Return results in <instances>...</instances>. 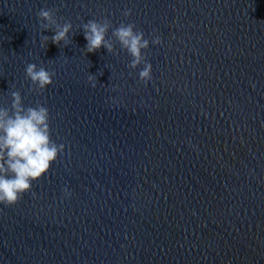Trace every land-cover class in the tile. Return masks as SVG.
I'll use <instances>...</instances> for the list:
<instances>
[{
  "label": "water",
  "instance_id": "water-1",
  "mask_svg": "<svg viewBox=\"0 0 264 264\" xmlns=\"http://www.w3.org/2000/svg\"><path fill=\"white\" fill-rule=\"evenodd\" d=\"M146 0H0V108L10 109L12 91L24 106L43 104L50 113L52 139L63 154L14 206L0 205V264H84L105 156L109 129L128 59L117 42L118 55L101 47L85 53L87 41L79 26L105 16L113 27L136 28ZM58 8L59 22L70 20L72 42L41 47L36 13ZM126 9L132 10L128 18ZM75 33V35H72ZM108 36L111 37V30ZM114 39V38H113ZM27 63L56 72L42 94L29 91ZM97 77V87L88 76ZM67 187L71 197L66 198Z\"/></svg>",
  "mask_w": 264,
  "mask_h": 264
},
{
  "label": "clouds",
  "instance_id": "clouds-1",
  "mask_svg": "<svg viewBox=\"0 0 264 264\" xmlns=\"http://www.w3.org/2000/svg\"><path fill=\"white\" fill-rule=\"evenodd\" d=\"M58 12V8L45 7L36 13L42 32L51 30L54 33L51 37L42 36L41 47L47 48L49 41L60 48L72 42L69 34L73 25L70 20L60 23ZM131 15V9L124 10L125 18ZM79 27L87 41L83 49L85 53H95L103 47L109 54L118 55L115 48L118 42L120 49L126 50L132 57L128 68L136 70L143 65L138 73L139 81L147 85L152 79V65L144 52L149 48L150 41L144 38L143 31L136 29L135 23L121 22L118 27H113L111 20L105 16L100 20L89 19ZM109 30L111 37L108 36ZM151 43L160 45L162 38L154 36ZM55 75L54 70L38 67L35 63H27L25 67V77L31 81L29 91L37 94H42L53 84ZM88 84L96 88L97 77L90 74ZM11 98L10 109L0 108V205L5 207L16 205L25 193L30 192L32 182L48 173L52 163L65 150L64 144H57L52 139L47 107L40 103L24 106L19 91H12ZM62 191L66 198L71 197L67 187Z\"/></svg>",
  "mask_w": 264,
  "mask_h": 264
}]
</instances>
